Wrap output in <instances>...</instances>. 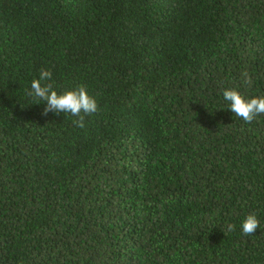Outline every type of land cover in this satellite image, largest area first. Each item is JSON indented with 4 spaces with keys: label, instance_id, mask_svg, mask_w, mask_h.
Listing matches in <instances>:
<instances>
[{
    "label": "trees",
    "instance_id": "obj_1",
    "mask_svg": "<svg viewBox=\"0 0 264 264\" xmlns=\"http://www.w3.org/2000/svg\"><path fill=\"white\" fill-rule=\"evenodd\" d=\"M228 89L264 97V0H0V264H264V114Z\"/></svg>",
    "mask_w": 264,
    "mask_h": 264
},
{
    "label": "clouds",
    "instance_id": "obj_2",
    "mask_svg": "<svg viewBox=\"0 0 264 264\" xmlns=\"http://www.w3.org/2000/svg\"><path fill=\"white\" fill-rule=\"evenodd\" d=\"M52 79V72L41 70L39 78L31 82L29 95L33 99L43 100L46 103L45 115L49 112L56 114H71L73 117H80L74 121L79 127H84V119L81 113L93 114L97 111L96 100L91 97L84 86L77 90H70L58 93L51 84L44 83ZM223 99L228 104L229 110L247 122H251L255 116L264 114V97L246 99L236 90H224ZM244 235L251 236L259 229V220L255 215L249 214L240 225ZM228 230H235L234 225H228Z\"/></svg>",
    "mask_w": 264,
    "mask_h": 264
}]
</instances>
